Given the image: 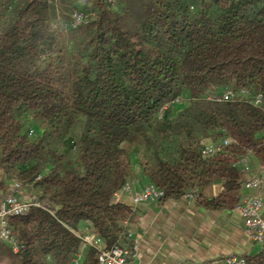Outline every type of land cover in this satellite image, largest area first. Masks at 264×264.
Returning <instances> with one entry per match:
<instances>
[{"label":"trees","instance_id":"1","mask_svg":"<svg viewBox=\"0 0 264 264\" xmlns=\"http://www.w3.org/2000/svg\"><path fill=\"white\" fill-rule=\"evenodd\" d=\"M75 10L93 15L75 27ZM250 151L264 157V0H0V191L18 180L40 202L9 217L19 250L0 241V264H74L85 231L132 251L126 182L199 199L238 187Z\"/></svg>","mask_w":264,"mask_h":264},{"label":"crops","instance_id":"2","mask_svg":"<svg viewBox=\"0 0 264 264\" xmlns=\"http://www.w3.org/2000/svg\"><path fill=\"white\" fill-rule=\"evenodd\" d=\"M249 163L250 172L240 167L242 183L238 187L228 189L223 181L209 183L201 189L199 199L187 194L134 204L130 194L118 193L119 198L133 208L135 216L128 224L133 244L129 259L134 264H211L231 255L257 254L261 246L245 226L239 205L254 193L244 186L245 181L258 175L264 216V157L250 151ZM136 182L138 190L146 185ZM12 183L8 182L6 190L0 191L2 197L9 192ZM20 198L31 197L22 188Z\"/></svg>","mask_w":264,"mask_h":264},{"label":"built area","instance_id":"3","mask_svg":"<svg viewBox=\"0 0 264 264\" xmlns=\"http://www.w3.org/2000/svg\"><path fill=\"white\" fill-rule=\"evenodd\" d=\"M109 1L112 3L114 2V0ZM92 15V12L87 13L75 10L72 13L73 25L76 27L82 23L88 22ZM248 94V90H241L242 96H247ZM237 96L238 93L236 91L227 88L220 94L210 95L208 98L217 101H230ZM175 102H180V99L176 98ZM255 102H261V95H257ZM168 104H166L164 108H166ZM231 143L232 139L229 137L205 142L201 150L202 156L207 158L224 152ZM234 165L241 167V170L244 172H250L251 166L249 163V152L240 155ZM244 186L248 189L254 190V193L249 195L239 205V209L242 213L244 224L247 229L250 230L252 238L259 243L264 250V216L262 215L263 200L258 193V190L261 187V178L258 175H254L245 181ZM22 188V184L18 180H14L9 192L4 195L0 201V241L8 243L15 252L19 250V243L9 226V217L19 215L31 207L40 206V202L33 197L28 200L21 199L20 193ZM119 193L130 194L134 204L161 201L164 197L163 189L153 183H148L138 190L137 182L134 179L126 182L120 189ZM188 195L193 197L195 196V193H189ZM75 234L81 240L82 246L81 252L78 253L74 259V264H79L83 254L89 250H92L95 253L98 264H134L129 259L130 250L127 247L120 244L108 246L105 243L104 238L98 232L85 231L83 233L75 232ZM211 264H247V260L244 256L231 255L216 260Z\"/></svg>","mask_w":264,"mask_h":264},{"label":"rangeland","instance_id":"4","mask_svg":"<svg viewBox=\"0 0 264 264\" xmlns=\"http://www.w3.org/2000/svg\"><path fill=\"white\" fill-rule=\"evenodd\" d=\"M27 194H28V192H27ZM94 257H95V255H94Z\"/></svg>","mask_w":264,"mask_h":264}]
</instances>
